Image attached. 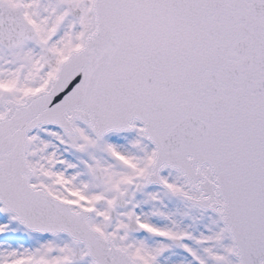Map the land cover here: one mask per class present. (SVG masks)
<instances>
[{
    "label": "snow or ice",
    "instance_id": "snow-or-ice-1",
    "mask_svg": "<svg viewBox=\"0 0 264 264\" xmlns=\"http://www.w3.org/2000/svg\"><path fill=\"white\" fill-rule=\"evenodd\" d=\"M0 264H264V0H0Z\"/></svg>",
    "mask_w": 264,
    "mask_h": 264
}]
</instances>
